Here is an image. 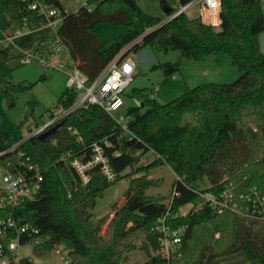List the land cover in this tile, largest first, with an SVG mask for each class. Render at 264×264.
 I'll use <instances>...</instances> for the list:
<instances>
[{
	"label": "trees",
	"instance_id": "trees-1",
	"mask_svg": "<svg viewBox=\"0 0 264 264\" xmlns=\"http://www.w3.org/2000/svg\"><path fill=\"white\" fill-rule=\"evenodd\" d=\"M40 1L64 10L62 0ZM190 1L177 0L178 4ZM30 2L0 0V39L13 21L27 19L32 27L42 25V17L29 8ZM161 2L170 13L175 10L167 0ZM221 2L219 27L186 12L162 22L136 0H88L91 8L82 5L75 12H63L58 35L90 80L140 36L141 42L131 50L147 45L166 51L179 49L183 56L196 59L225 53L243 71L232 83L198 85L166 103L158 101L150 87L133 89L130 96L139 104L128 107L131 137L122 133L106 110L91 104L65 117V126L54 142H43L35 135L25 138L22 126L10 118L5 103L14 106L17 95L33 84L12 82L13 62L21 63V54L0 45V166L23 171L26 163H34L40 165L44 175L34 199L13 208H0V216L11 212L20 223L38 229L37 236L44 241L34 246L37 254L63 245L68 249V264H121L143 236L157 250L154 227L168 210L167 197L147 194L160 181L149 178L146 172L164 164L188 184L206 177L211 185L219 186L227 178L245 187L256 185L264 193V52L259 39L264 31V10L261 0ZM49 38V30L42 29L18 41L22 46L37 42V47L45 42L49 48ZM181 65L178 60L155 63L152 68L168 76L179 71ZM76 94L66 88L59 104L69 107ZM94 142L103 146L116 178L109 181L95 167L89 184L82 186L76 170L60 158L70 151L89 156ZM149 151L156 157L138 168L141 176L130 179L127 193L133 191L132 198L115 207L102 233L106 217L95 220L93 212L98 197ZM177 188L181 195L174 198L172 213L197 198L185 185L179 183ZM134 198L137 206L130 209ZM169 222L186 226L180 248L170 260L150 255L143 264H213L218 257L241 250L252 264H264V221H247L230 210L217 213L205 206L170 217ZM217 232L219 237H215ZM21 260L23 264H37L30 258Z\"/></svg>",
	"mask_w": 264,
	"mask_h": 264
},
{
	"label": "built area",
	"instance_id": "built-area-1",
	"mask_svg": "<svg viewBox=\"0 0 264 264\" xmlns=\"http://www.w3.org/2000/svg\"><path fill=\"white\" fill-rule=\"evenodd\" d=\"M83 1L84 5L91 8L88 0ZM221 5V0H192L186 4H179V8L167 14L165 21L178 16L182 12L189 14L190 10L197 8L196 13L191 15L192 17L200 16L205 23L219 27L221 21L218 24L215 23L213 16L216 13L220 18ZM29 8L37 11L38 15L42 17V25L32 27L27 19H24L22 23L13 21L11 28L3 33L0 45L3 48H11L19 52L21 63L39 59L46 66L63 71L67 75V88L73 89L77 93L75 101L69 107L58 103L50 109L43 122L36 127L31 135L37 136L44 132L65 119L68 114L77 108L96 104L111 115L123 134L131 137L129 122L132 115L128 113V110L123 111V108L127 87L131 84L136 72V63L130 52L134 44L141 42L142 37L129 43V46L126 45L127 47L125 46L112 58L95 79L90 80L78 67L77 62L70 57L69 51L58 35L57 29L63 20V12H67L65 8L62 10L40 0H31ZM42 29L49 30V42L52 44V46L49 45V48L45 46V42H42L40 47H37V42L32 46H22L19 43L18 39ZM62 53H66V58L58 63H52L49 60ZM76 132L74 130V133ZM55 140L56 138L52 141ZM79 140H82V138L80 137ZM106 144L109 143L106 141ZM91 148L92 151L89 156L86 153L76 155L70 151L64 153L60 159L69 163L76 170L82 186L89 184L92 178V170L95 167H99L107 179L113 181L116 178V173L112 169L103 146L99 142H94ZM43 180L44 175L38 164L26 163V168L23 171L20 169L14 171L7 166H0V208H13L27 199H34ZM179 183L195 192L197 198L195 201L181 206L178 212L172 213L171 207L174 198L181 195L177 188ZM166 203L168 210L157 219L154 227L158 234L159 248L157 250L153 249L146 236L143 239L149 244L152 256H163L168 260L180 248L186 231V226L176 227L171 224L169 222L170 217L187 215L190 212H196L205 206H209L217 213L230 210L247 221L252 219L264 221V193L261 189L256 185L245 187L241 183L228 181L227 178H224L219 186L210 184L208 187L200 188L188 184L184 177L177 175L173 191ZM38 232V229L29 223H20L11 212L0 216V264H23L21 260L23 257H20L18 250L24 243H28L33 247L42 244L44 240L42 237L37 236ZM219 235L220 233L217 232L216 236ZM54 249L56 253H62L61 245H56ZM61 259V264H68V253L67 255L61 254Z\"/></svg>",
	"mask_w": 264,
	"mask_h": 264
},
{
	"label": "rangeland",
	"instance_id": "rangeland-1",
	"mask_svg": "<svg viewBox=\"0 0 264 264\" xmlns=\"http://www.w3.org/2000/svg\"><path fill=\"white\" fill-rule=\"evenodd\" d=\"M136 1L144 11L161 17L162 22H165L167 12L161 0ZM167 2L175 9L179 8L177 0H167ZM261 3L264 10V0H261ZM62 4L67 12H75L84 5V1L62 0ZM196 10L197 8L190 10L189 15L195 14ZM259 39L261 49L264 52V31L260 34ZM130 55L135 60L136 72L131 84L127 87L123 111L128 110L131 105L139 104L130 96L135 88L150 87L154 90L156 99L161 103H166L198 85L232 83L243 73L242 70L233 64L231 57L225 53L210 54L204 59H196L183 56L179 49L166 51L147 45L132 50ZM65 58L66 53H62L49 60L52 63H58ZM178 60L182 61L180 70L168 76L163 70L152 68L155 63L176 62ZM13 66V83L33 84L30 89H26L17 95L14 106L9 105L7 102L5 103L10 118L22 126L24 137L27 138L43 122L50 109L59 103L61 94L67 88V75L54 67L46 66L39 59H33L27 63L13 62ZM42 75H45L44 79H41ZM27 103H34L32 114L24 112ZM154 157L155 153L153 151L144 154L132 167H128L122 172L123 178L111 184L103 195L98 197L93 212L95 213V220L106 217L102 233H105L108 223L114 215L115 207H121L132 198L133 191L129 194L127 193L130 179L134 176H141L143 172H138V168L150 163ZM146 173L149 178L160 181L158 184L151 186L147 190V194L165 195L167 201L173 191L177 174L168 164L154 167ZM194 186L200 188L208 187L210 182L205 177L196 181ZM131 204L136 205L137 198H134ZM143 237L135 241L137 248L129 252L128 258L122 261L121 264H143L149 259L152 251ZM215 237H217L216 233ZM61 248V254L67 255L68 249L63 245H61ZM18 251L20 257L30 258L37 264L62 263L61 254L56 253L54 248L46 250L42 254H37L32 245L24 243ZM213 264H252V262L248 254L241 250L234 254L218 257Z\"/></svg>",
	"mask_w": 264,
	"mask_h": 264
},
{
	"label": "water",
	"instance_id": "water-1",
	"mask_svg": "<svg viewBox=\"0 0 264 264\" xmlns=\"http://www.w3.org/2000/svg\"><path fill=\"white\" fill-rule=\"evenodd\" d=\"M165 10L167 13H169V9L165 7ZM33 108H34V103H27L25 105L24 108V112L26 114H32L33 113ZM65 119H62L60 122H58L57 124H55L54 126L48 128L47 130H45L44 132L40 133L37 135V138L40 139L43 142H49L55 138H57V136L59 135V133L62 131V129L65 126ZM137 204H131L129 207L130 209H134L136 208Z\"/></svg>",
	"mask_w": 264,
	"mask_h": 264
},
{
	"label": "bare ground",
	"instance_id": "bare-ground-1",
	"mask_svg": "<svg viewBox=\"0 0 264 264\" xmlns=\"http://www.w3.org/2000/svg\"><path fill=\"white\" fill-rule=\"evenodd\" d=\"M210 15V14H209ZM213 18H214V21H215V23H219L220 21H219V16L215 13V15L213 16Z\"/></svg>",
	"mask_w": 264,
	"mask_h": 264
},
{
	"label": "crops",
	"instance_id": "crops-1",
	"mask_svg": "<svg viewBox=\"0 0 264 264\" xmlns=\"http://www.w3.org/2000/svg\"><path fill=\"white\" fill-rule=\"evenodd\" d=\"M197 11V10H196ZM196 13V12H195ZM219 21H221V19L219 18Z\"/></svg>",
	"mask_w": 264,
	"mask_h": 264
}]
</instances>
